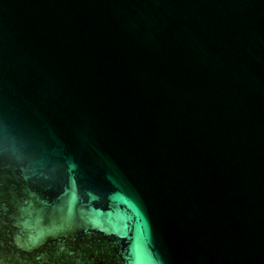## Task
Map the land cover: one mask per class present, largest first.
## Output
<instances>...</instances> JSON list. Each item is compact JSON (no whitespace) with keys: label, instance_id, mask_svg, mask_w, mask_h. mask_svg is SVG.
<instances>
[{"label":"water","instance_id":"water-1","mask_svg":"<svg viewBox=\"0 0 264 264\" xmlns=\"http://www.w3.org/2000/svg\"><path fill=\"white\" fill-rule=\"evenodd\" d=\"M0 264H264V0H0Z\"/></svg>","mask_w":264,"mask_h":264}]
</instances>
